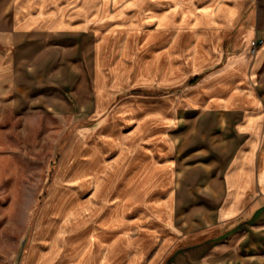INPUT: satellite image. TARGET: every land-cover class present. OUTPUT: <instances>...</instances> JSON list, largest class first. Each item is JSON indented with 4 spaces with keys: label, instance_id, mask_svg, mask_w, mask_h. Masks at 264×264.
Segmentation results:
<instances>
[{
    "label": "crops",
    "instance_id": "crops-1",
    "mask_svg": "<svg viewBox=\"0 0 264 264\" xmlns=\"http://www.w3.org/2000/svg\"><path fill=\"white\" fill-rule=\"evenodd\" d=\"M263 22L264 0H0L14 86L73 127L60 188L93 193L44 218L59 264H264Z\"/></svg>",
    "mask_w": 264,
    "mask_h": 264
},
{
    "label": "rangeland",
    "instance_id": "rangeland-1",
    "mask_svg": "<svg viewBox=\"0 0 264 264\" xmlns=\"http://www.w3.org/2000/svg\"><path fill=\"white\" fill-rule=\"evenodd\" d=\"M87 50L83 48V63H78L83 75ZM12 51L8 37L0 34V264H59L62 248L54 239L58 227L48 234L44 218L78 214V199L85 203L93 193L91 186L79 194L61 190L56 172L73 127L45 103L59 102L55 90L45 96H27L14 86ZM54 177L56 185H52ZM128 194L132 192L116 193L117 201ZM105 195L94 193L100 200ZM142 207L134 209L137 215L145 211L146 206ZM134 232L128 233L134 237ZM168 262L169 258L163 264Z\"/></svg>",
    "mask_w": 264,
    "mask_h": 264
},
{
    "label": "built area",
    "instance_id": "built-area-1",
    "mask_svg": "<svg viewBox=\"0 0 264 264\" xmlns=\"http://www.w3.org/2000/svg\"><path fill=\"white\" fill-rule=\"evenodd\" d=\"M257 43H258V41H255V40L251 43V52L254 51V49H255Z\"/></svg>",
    "mask_w": 264,
    "mask_h": 264
}]
</instances>
